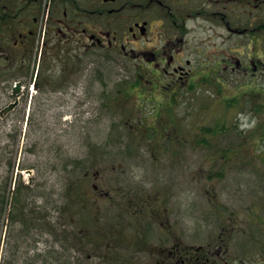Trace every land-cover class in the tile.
<instances>
[{"label":"rangeland","instance_id":"obj_1","mask_svg":"<svg viewBox=\"0 0 264 264\" xmlns=\"http://www.w3.org/2000/svg\"><path fill=\"white\" fill-rule=\"evenodd\" d=\"M43 1L49 6L50 0H42V8L45 7ZM231 6L233 28L247 25L246 11L256 20V10L236 6V3ZM122 15H129V11ZM262 22L264 24V18ZM120 23L123 26L128 21L121 18ZM196 25L195 28V21L190 24L188 39L193 44L196 37L201 42L215 40L216 59H223V51L229 48H232L231 55L243 63H249L248 53L256 55V43L249 36L231 35L220 24L213 27L202 18ZM215 32L222 35L214 39ZM223 39H226L225 43ZM203 45L201 52L205 51ZM204 47L208 48V45ZM260 50L264 55V34ZM48 51L52 60L49 68L56 71L57 77H62L60 71L68 69L69 61L65 50L53 44ZM41 52L42 45L39 44L25 56L24 67L21 63L18 68L36 75ZM187 57L184 54V60ZM206 59L201 57L204 64H212ZM130 63L135 66L136 62ZM122 64L113 59L92 61L84 58L79 73L71 78L76 82L71 95L56 92L52 96L49 93L53 90L49 87L51 84L40 90L32 84L27 90L29 99L25 109L17 108L3 115L6 105L12 101L8 86L15 85L13 81L18 73L0 63V200L9 175L11 189L20 178L30 185L16 221L8 214L0 219L3 225L0 264L4 260L14 262L16 258L18 264H43L45 259L47 264H54V260L61 264H121L117 256L120 243L116 236H111L112 242L108 246L92 228H88L92 231L90 236L93 234L92 243L89 242L91 238L82 236V228L86 225L81 223V214H72L73 209L80 207L75 203L78 198H85L86 207L95 210L100 219H107L114 213L113 202L107 201L106 196L121 198L125 203L123 197H129L130 192L135 191L133 189L139 193L151 187L172 190V202H177L180 187L185 188L186 193L195 187H200L203 192L208 188L214 200L230 209L250 206V210L256 209L258 178L262 180L258 169L262 163L256 156L261 148L260 134L264 130V120L256 118V111L258 98L261 100L263 95L249 94L253 90L248 87L255 83L264 86L262 71L253 76L251 72L233 70L234 63L227 70L220 66L216 70V79L213 76L212 88L201 78L199 87L183 90L180 106L169 110L160 104L163 97L153 88L156 83L153 76ZM103 71L109 75L107 84L100 82ZM149 81L155 82L154 85ZM124 82L141 83L129 99L117 86ZM165 82L162 80V85ZM61 84L64 85L59 82L52 85L56 89ZM111 95L113 100L108 102ZM156 112H163V123L155 120L153 114ZM224 124L228 127L227 132H209V129L221 128ZM75 160L82 161L78 167L72 164ZM81 178L84 180L79 183ZM76 186L88 191L81 196L78 189L72 188ZM218 193L227 195L219 196ZM208 198L203 197L201 204ZM192 201L193 196H186L187 205ZM24 208L29 217L32 213L35 224L28 234H25L26 227L22 222ZM13 209L14 205H11L7 213ZM39 210L50 216L51 223L44 226V221L37 219L40 218ZM250 213L258 226L249 225L261 230L262 225L257 219L261 213ZM121 251V256H133L128 249ZM232 252L236 258L246 257L254 264L261 257L259 250L243 254L239 247H234Z\"/></svg>","mask_w":264,"mask_h":264},{"label":"flooded vegetation","instance_id":"obj_2","mask_svg":"<svg viewBox=\"0 0 264 264\" xmlns=\"http://www.w3.org/2000/svg\"><path fill=\"white\" fill-rule=\"evenodd\" d=\"M41 1L0 0V63L10 70L16 69L18 73L13 81L16 85L8 86L12 101L5 109L11 106L10 112L17 108L25 109L29 99L27 90L32 84L36 90L51 84L49 87L53 90L49 93L52 96L56 92L71 95L76 84L72 79L79 69L69 68V62L72 60L73 65L80 68L84 58L92 61L113 59L128 69L135 67L148 73L156 80V83L149 81L152 86L155 83L153 88L162 93L163 102L160 104L167 103L172 110L180 106L182 91L199 87L201 78L212 88L213 76L216 79V70L220 66L227 70L234 63L231 66L233 70L251 72L253 76L262 71L264 75V55L260 50L264 34V0H50L49 6L46 1L48 8L45 10ZM232 3L256 10V20L246 11L247 25L243 29L233 28ZM125 11H129V15L123 16ZM121 18L128 24L121 26ZM201 18L213 27L220 24L231 35L249 36L256 43V55L248 53L249 63H243L231 55L232 48H229L223 51V59H216L215 40L201 42L196 37L195 43H191L188 39L190 24L195 21L196 28V21ZM220 36L216 35L214 39ZM223 40L225 43L226 39ZM203 43L205 51L201 52ZM39 44L42 45L40 67L46 64L47 58L52 61L48 51L51 45L65 50L69 61L68 69L60 71L62 77H57L53 69H38L35 75V72L18 68L25 62V56ZM184 54L188 59L184 60ZM202 56L212 64H204ZM130 62H136L135 66ZM164 79L166 82L162 85ZM57 82L64 85L54 89L52 84ZM15 86L20 88L17 95ZM248 88L253 90L249 94L263 95L261 100L258 98L256 111V118L263 121L264 86L255 83ZM263 132L260 134L261 148L256 156L262 163L258 167L262 180L258 178L255 210H250L251 206L230 209V206L214 200L208 188L203 192L200 187H195L186 193L185 188L180 187L177 202H172L170 197L174 195L169 188L151 187L139 193L133 189L135 191L130 192L129 197H123L125 203L121 198L106 196L107 201L113 202L111 209L114 211L107 219H100L95 210L86 205V212L81 216V223L86 225L85 229L82 228V236L91 238L89 242L92 243L93 234L90 236L92 231L88 229L92 228L101 241H107V246L112 242L111 236H116L121 244L117 247L121 264H254L246 257L236 258L232 252L234 247H239L243 254L259 250L261 257L256 262L264 264ZM240 186L243 189V184ZM218 195L226 196L227 193ZM186 196H193L192 204H186ZM205 196L209 198L202 205ZM254 211L261 213L257 215L261 230L249 225L258 226L250 213ZM121 249H128L133 256H121Z\"/></svg>","mask_w":264,"mask_h":264},{"label":"trees","instance_id":"obj_3","mask_svg":"<svg viewBox=\"0 0 264 264\" xmlns=\"http://www.w3.org/2000/svg\"><path fill=\"white\" fill-rule=\"evenodd\" d=\"M49 67H51V61L47 58V62H46V64H44L43 65V67H42V69H45V70H48V69H50ZM103 73H104V71H103ZM109 75H105V73H104V75H103V78L102 79H100V82L101 83H103V84H107V80L109 79V77H108ZM141 83H137V82H133V83H129V82H124V83H120V84H118L117 86H119L120 88H119V92H121V93H124V94H126V96H128V99H129V97H131V96H133L134 94H136V90H135V87H137V86H139ZM42 86H43V84H42ZM123 86H129V87H127L126 89L123 87ZM113 100V97H112V95L108 98V102L109 101H112ZM114 100H118L117 98H115ZM121 101V100H120ZM108 102H106V104H108ZM168 102V101H167ZM122 103V102H121ZM120 103V104H121ZM120 104H118L117 105V107L120 105ZM167 104V103H166ZM166 104H161V105H163L164 106V109H169V110H172V109H170V107H168ZM230 104V103H229ZM169 105V104H168ZM153 115H155V120L160 124L161 122L163 123V121L165 120V119H163V112H161V113H158V112H156V113H154ZM156 130V129H155ZM222 132V131H224V132H227L228 131V127L227 126H225V124L221 127V128H215V129H209V132H211V133H213V134H217L218 132ZM166 150H168V149H166ZM81 162L82 161H80V160H75V161H73L72 162V164L75 166V167H78L80 164H81ZM10 167H12V165H13V162L11 161L10 162ZM75 173V172H74ZM82 180H84L83 178H81L80 179V182L79 183H81L82 182ZM12 181V179H11V176L9 175L8 177H7V183H6V187H5V189H4V196H3V199H1L0 200V219H3V217L4 216H6L7 217V214L9 215V218H10V216H11V220H14V222L16 221L15 219H17L16 218V215L18 216V214H19V212H21L22 211V206H23V200L25 199V196H26V193H27V191L28 190H30V185H26V184H24L22 181H21V178L20 179H17V182H15L16 183V185H15V187H14V189H11V187H12V183H10ZM72 188H76V189H78V194H80L81 196H84L85 194H84V192L85 191H88V190H85V189H83V188H81V187H78V186H76V187H72ZM7 193H9V195L7 194ZM11 198V200L9 201V199ZM85 198H78V199H76L75 200V203H76V205H78V206H80L78 209H73V212H72V214H77L78 213V215L79 214H82V213H84L85 211H84V207L87 205V203L86 202H83V200H84ZM27 203H25V205H26ZM11 205H14V209L12 210V211H10V213L8 212L7 213V208L9 209V207H11ZM45 212V211H44ZM38 213L40 214V218H37L38 220H40V222H42V220L44 221V226H46L48 223H51L48 219H49V217L50 216H48L47 214H46V212L45 213H43L42 212V210H39L38 211ZM23 214H24V216L22 215V222H23V224L25 225V230H24V232H25V234H28V233H30V231L29 230H31V226L33 225V226H35V224L33 223V220H34V218H32V213L30 212V217H29V212H27L26 210H25V208H24V211H23ZM2 229H3V225H2V223L0 224V232L2 231ZM91 240V239H90ZM89 240V241H90ZM38 257H40V255H38ZM16 259H18V258H16ZM14 260V262L13 261H6V260H4V263L3 264H18V261L17 260ZM47 259H45L44 261H43V264H47ZM53 263L54 264H61V263H59V261L58 260H54L53 261Z\"/></svg>","mask_w":264,"mask_h":264},{"label":"water","instance_id":"obj_4","mask_svg":"<svg viewBox=\"0 0 264 264\" xmlns=\"http://www.w3.org/2000/svg\"><path fill=\"white\" fill-rule=\"evenodd\" d=\"M19 89H20V88H17V89L15 90V92H18ZM11 108H12V107H10L9 109H6L5 112H8Z\"/></svg>","mask_w":264,"mask_h":264}]
</instances>
